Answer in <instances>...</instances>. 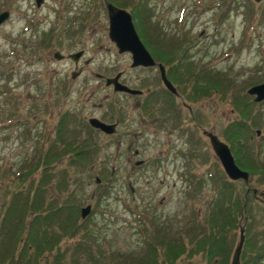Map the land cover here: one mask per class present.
Segmentation results:
<instances>
[{
	"label": "rangeland",
	"instance_id": "obj_1",
	"mask_svg": "<svg viewBox=\"0 0 264 264\" xmlns=\"http://www.w3.org/2000/svg\"><path fill=\"white\" fill-rule=\"evenodd\" d=\"M104 1L129 13L134 6L142 10L145 22L131 16L133 26L158 61L168 65L173 60L178 40L181 46L189 45L181 70L194 79L189 82L200 93L195 107L204 129L213 131L225 143L232 122L243 120L251 129L240 140L246 141L259 166L256 172L247 171V186L241 181L235 184L243 215L235 229L227 232L232 233L233 240L225 264H229L237 243L239 226L249 228L247 252L254 255L256 246L264 240V105H253L247 116L241 117L233 98L239 100L243 95L247 87L243 83L264 80V0H43L39 6L34 0H0V12L8 13L0 23V220L1 204L15 191L10 201L15 205L14 224L20 228L24 224L26 232L31 228L37 241L52 237L51 250L42 245L36 254L34 247L31 253L20 245L17 261L24 254L22 261L36 256L31 264H148L144 251L151 243L157 251L154 264L206 263L200 253L188 254L198 235L188 230L186 222L193 217L204 218L212 205L222 181L218 164L200 131L195 135L196 145L183 143L178 130L167 133L166 128L142 121L133 106L137 98L115 94L98 80L96 74L113 77L121 72L128 85H137L143 91L151 87L143 86L147 71L130 68L129 54L118 53L108 39ZM171 41L176 44L168 48ZM80 50L82 56L74 68L65 56ZM55 51L63 58L56 60ZM78 68L80 72L72 78L71 72ZM215 75L230 79L231 85L223 86ZM176 76L171 73L173 81ZM103 110L126 114L128 130L124 121L114 136L99 138L92 165L77 171L75 181L68 179L62 190L54 188L53 181L43 189L38 187L35 193V184L47 172H57L66 163V152L47 157L57 116L65 113L70 118L68 125L79 130L82 119L98 116ZM181 114L184 117V111ZM255 129L260 130L259 135H255ZM165 142L176 144L175 149L180 144L184 156L170 155L173 160L161 167L158 159H163L168 150ZM133 149L138 155L132 154ZM192 149L198 152L197 157L186 155ZM43 154L45 158L40 159ZM137 159L144 164L134 165ZM246 187L249 193L243 197ZM28 191L31 195L21 205L19 200H25ZM259 193H263L261 200ZM85 204L91 210L80 218L79 207ZM56 208L61 218L50 220L46 212ZM68 210L73 221L62 219ZM72 228L74 232L69 234ZM176 229H180L188 251L167 258L168 242H159V238ZM13 239L10 236L8 242ZM10 251L0 250V264H14ZM246 257L240 252L239 264ZM257 264H264V256Z\"/></svg>",
	"mask_w": 264,
	"mask_h": 264
},
{
	"label": "trees",
	"instance_id": "obj_2",
	"mask_svg": "<svg viewBox=\"0 0 264 264\" xmlns=\"http://www.w3.org/2000/svg\"><path fill=\"white\" fill-rule=\"evenodd\" d=\"M131 16L133 19L139 21L140 23H144V15L142 13V10L135 9L136 7H133ZM138 11V12H137ZM159 42V41H155ZM170 44H176L175 41H171ZM174 69L173 67H170L169 70ZM200 73V72H199ZM206 73V72H205ZM204 74L201 71V75ZM207 75V74H205ZM195 77H199L198 74H194ZM207 76H213L212 74ZM217 76V75H215ZM218 80L220 79V82L223 86L228 87L231 85V80L224 77L223 79L217 76ZM207 80V79H206ZM256 83V82H255ZM252 83H243L242 86H249ZM254 84V83H253ZM200 93L197 95L199 96ZM243 96V97H242ZM238 97V99L233 98V103L237 106L239 114L241 117H245L248 114L249 111V105L248 103L243 102L241 98H247V95L245 92H243V95ZM241 99V100H240ZM237 100V101H235ZM239 102V105H238ZM241 105V107H240ZM252 121L255 123V118L253 117ZM82 123V122H81ZM246 124L241 121H234L229 125L228 133L225 134V140L228 144V147L233 154L234 162L235 164L240 167L241 169H244L249 172H256L258 167V162L256 161L255 156L251 154L246 141L240 140L241 137L243 138L248 136L250 133L249 126H245ZM79 130L75 129V127L72 128V126H69V128L65 127L63 130L60 129L59 125L54 130L53 139L50 144L49 152L47 154L48 156L56 157L59 154L62 155L63 153H67L66 157V163L64 164L63 168L60 169L57 172L50 171L47 172V176L42 179L39 183H36L34 186V192L36 193V190L39 188H44L46 183H52L55 182L54 188L58 190H62L63 187L66 186L67 180L72 179L75 181L76 175L75 173L77 171L84 170L85 168L92 165V158L95 155V153L99 150L98 142L99 139L96 136V133L92 131V129L88 126V124H80ZM80 128L82 132L80 131ZM247 128V129H246ZM61 148V149H60ZM59 155V156H60ZM62 157V156H61ZM44 154L40 157V159H43ZM60 158V157H58ZM29 169V168H27ZM255 170V171H254ZM19 176V175H18ZM16 178L19 179V177ZM98 177H95V179ZM220 188L217 195L213 197V202L211 206L208 207V210L204 216V218H190L188 222V230L193 233V235H198L197 238H193L194 242L192 243L193 249L190 248L188 251L187 248L184 247L183 241L180 238L175 240V237H167L164 233L163 238H159V242L161 241H167V258L171 257L172 259L176 256H178L181 252V254L186 253L188 251V254L191 253H200L201 257L205 260V264H225L226 263V257L230 252L231 244L233 240L232 233L227 234V232H230L232 229H235L236 223L239 220V218L242 217V210L241 206H239V201L241 200V195L239 188L236 187L235 184L240 181H230L228 180L224 172L221 171L220 173ZM21 181V179H19ZM19 180H14L17 182H20ZM249 181V180H248ZM219 187V186H218ZM42 188V189H43ZM19 193V192H18ZM248 191H245L243 194V197H246ZM17 192L13 191L10 196L4 201V203L1 204L2 208V216L0 220V229L3 231H0V250L4 251L6 248L11 249V256L14 255L13 260L14 264H31L33 261L37 260L36 256L34 257H28L26 260L22 261L24 258V254L19 255L18 261H17V252L19 250L20 245H23L25 249H28L29 252L32 251L33 247L36 249L35 254L38 253V250H42V245L47 246L48 250H51L52 246V237L47 238L46 240H35L34 236L30 230L26 232L23 230L24 224H22L21 228L17 227L15 225L14 221H16V215L14 211V206L12 205L10 201L15 198V195ZM31 194L29 191L25 194V200H19V203L22 205L25 202L27 203L28 197ZM36 195V194H35ZM23 202V203H22ZM7 203V204H5ZM73 203V202H72ZM246 202H244L245 206ZM242 206V209L244 208ZM59 209L56 208L53 211L46 212V216H49L50 218H61V213L58 212ZM71 210H68V213L65 212L63 215V220H70ZM77 212V209H76ZM51 215V216H50ZM54 215V216H53ZM23 219V217H21ZM52 220V219H50ZM73 221V220H70ZM185 223V224H186ZM32 225V222H31ZM31 225H29L31 227ZM243 244L241 247V254L247 255L244 262H240V264H257V262L260 260L262 256H264V240L263 242L256 246L254 252V255H250L247 250H250L249 241L251 239V236H249V228L243 227ZM140 231L144 233V228H140ZM74 232V228L70 231L69 234ZM181 233V232H180ZM189 238H191V234H189ZM10 236H13L14 239L11 242H8L10 239ZM252 236H256L255 234H252ZM194 237V236H193ZM165 238H168L164 240ZM254 239V238H253ZM264 239V238H263ZM33 242V244H32ZM18 243V248H17ZM147 249L144 251L148 260V264H154L155 259L157 258V254L154 250V246H152L151 243L146 244ZM173 246V247H171ZM171 247V249L169 248ZM27 251V250H26ZM32 253V252H31ZM152 255L153 258L149 259L148 257ZM10 256V257H11ZM137 261L141 262V259H138ZM55 264L54 261L49 264ZM123 263V262H122ZM101 264H107L106 262H103ZM116 264V263H115ZM118 264V263H117Z\"/></svg>",
	"mask_w": 264,
	"mask_h": 264
},
{
	"label": "flooded vegetation",
	"instance_id": "obj_3",
	"mask_svg": "<svg viewBox=\"0 0 264 264\" xmlns=\"http://www.w3.org/2000/svg\"><path fill=\"white\" fill-rule=\"evenodd\" d=\"M161 39V38H160ZM162 42H166V40L161 39ZM189 45L187 43H185L183 46H181V42L178 40L177 41V46L174 50V54H173V60L171 62H169V64H165V62L163 60H159L156 59L149 51L148 48L147 51L149 52L150 56L152 57L154 64L151 66H136V67H130L132 69H139V70H143V71H147V73L149 75H145V77L143 78V86H151V87H147L145 89V91L141 90V88H139L137 85H133L130 86L128 84V82L125 81V77L123 76V74H121V72H119V75L117 77V81L121 84L126 85L129 88L132 89H137L140 90V93L137 94H129L126 92H122V91H115L113 90L112 85L110 84H105V80L107 78H111V77H103L100 74H96V76L98 77V80H101L103 82V84L110 88L111 91L115 94H120L122 96H129V97H134L137 98L135 100V102L133 103V106H136L137 108V112L138 115L140 117V119L142 121H147L148 123H150V126L152 127H158L161 129L166 128L167 129V133H171L174 130H178L179 132V137H183V143H192L194 145L197 144L196 141V133L197 131H200V133L202 134V136L204 137L203 139H205L207 141L208 144V148L210 150V152L212 153V155L214 156V159L216 161V163L218 164V168H219V174L222 171V168L216 158V156L214 155L209 142H208V137L206 133H211L214 134L217 139L221 140L219 138L218 135H216L213 131L204 129L205 127L200 123V115L198 114L197 108L195 107V99L198 97L197 95V91L196 89L193 87L194 85L191 84L189 82L192 81V77H188V75H185L182 67L186 64L185 63V59L186 57H184L183 53L184 51H186V48ZM167 47L170 48L172 47V44L168 43ZM71 53L67 54L65 57H67L69 59V55ZM60 59L63 58V55L60 54ZM82 56V54L77 58L76 62H73V66L74 68L77 67L78 64V60L79 58ZM182 62H184L182 64ZM160 64L163 67L164 70V74L166 76V78L169 80V82L172 84V86L175 89V93H172L171 91H169L167 88H165V86L163 85L161 79H160V74H159V68L158 65ZM170 67H173L174 69L169 70ZM80 72V68H78L75 72L72 71L71 72V77H75L78 73ZM178 74V76H176V81H173L171 78V73ZM183 72V73H181ZM117 74V73H116ZM115 75V74H114ZM180 76H183L184 79H182ZM190 78V79H188ZM186 79V80H185ZM194 80V79H193ZM263 81V80H262ZM257 82L251 85H255V84H259L261 83ZM147 83H152V84H147ZM249 85V86H251ZM247 86L244 90L245 94L248 97V105H249V109L255 105V106H262L264 105V99L260 100V101H254L253 100V95L247 94L246 93V89L249 87ZM189 99V100H187ZM115 101H111L109 103V106H112ZM102 103H98V106H101ZM104 111V110H103ZM184 111V117H182L181 112ZM89 118H96L97 120L105 123V124H113V131L112 133H105L103 131H101L98 128H94L91 125H89L88 123V119ZM132 121V119H129ZM82 123L81 124H88V126L92 129V131H94V133H96V136L98 138H110L112 136H114L116 134L117 128L124 123V126L126 127V130H128V122L126 121V114H112L110 111H104L102 114L95 116V115H90L88 118L85 119V121L82 119L81 120ZM70 123V118L68 119L67 115L64 114H60L57 116L56 118V124H55V128L59 125L60 129L63 130L65 127H68V124ZM121 123V124H120ZM256 131H258V134H256ZM260 130L259 129H255L254 133L255 135H259ZM53 139V137H52ZM51 139V141H52ZM185 140V141H184ZM222 142H224L223 140H221ZM225 143V142H224ZM164 144H166V148L168 150L164 151L163 154V159L159 156L158 159V164H161L162 166L167 165V160L172 161L173 159H170L169 156L172 155L173 158H176L177 156L180 158L182 156H184L183 153V149L181 148L180 144L178 145V148L175 149L176 144L171 143V142H165ZM227 144V143H226ZM191 147V145H189ZM198 152H196V150L192 149L190 151H188L186 153V155L188 156H193V157H197ZM133 155H138V151L137 149H133L132 151ZM195 154V155H194ZM165 161V162H164ZM144 161L141 159H137L134 160V165L136 166H140L143 165ZM244 170V169H242ZM210 175L215 176L214 173H210ZM226 177V176H225ZM129 189H131V187L129 186ZM248 187L245 188V191H248ZM259 199L261 200V196L263 193H259ZM255 197H257L255 195ZM180 229H176L175 233H170L169 236L167 235V237H175V240L177 241L178 238H180Z\"/></svg>",
	"mask_w": 264,
	"mask_h": 264
},
{
	"label": "water",
	"instance_id": "obj_4",
	"mask_svg": "<svg viewBox=\"0 0 264 264\" xmlns=\"http://www.w3.org/2000/svg\"><path fill=\"white\" fill-rule=\"evenodd\" d=\"M258 2L260 0H254ZM43 0H34L36 6H39ZM104 7L106 10V17L108 21L107 25V36L108 39L113 42L114 46L118 53L127 52L130 58V67L136 66H151L154 64V61L146 48L143 46L142 42L140 41L131 19V16L128 11L124 8L117 7L110 2H104ZM8 13L7 11L0 12V23L7 18ZM81 55V51H77L69 55V59L76 62L77 58ZM60 53L55 51L53 52V57L56 60L60 59ZM159 68L160 79L169 91L175 93V89L169 80L166 78L164 74L163 67L160 64H157ZM119 73L115 74L111 78H107L105 80V84H110L115 91H122L129 94H137L141 91L136 89H131L124 84H121L117 81ZM246 93L253 95L254 101H260L264 99V80L259 83L252 85L246 89ZM89 125L94 128H98L105 133H112L113 131V124H105L96 118H89L88 119ZM208 137L209 145L218 159L220 166L222 167L225 175L230 180H242L244 183L248 182L249 175L246 171L241 170L233 160L231 152L228 146L221 142L214 134L206 133ZM258 134V131H256ZM95 181L97 182L98 179L96 178ZM252 190V192H254ZM90 211V205L86 204L85 206L79 209V216L80 218H84ZM243 243V227L239 228L238 232V240L235 244V247L232 251L229 264H239V254L241 251V246Z\"/></svg>",
	"mask_w": 264,
	"mask_h": 264
}]
</instances>
